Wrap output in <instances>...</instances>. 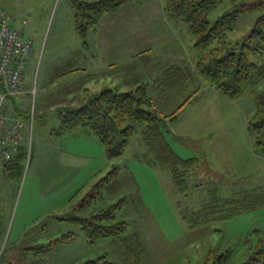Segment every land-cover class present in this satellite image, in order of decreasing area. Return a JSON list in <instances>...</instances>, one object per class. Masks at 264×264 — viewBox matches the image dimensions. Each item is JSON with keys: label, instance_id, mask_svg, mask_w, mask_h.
Returning <instances> with one entry per match:
<instances>
[{"label": "rangeland", "instance_id": "374dc122", "mask_svg": "<svg viewBox=\"0 0 264 264\" xmlns=\"http://www.w3.org/2000/svg\"><path fill=\"white\" fill-rule=\"evenodd\" d=\"M261 2L264 5V0H222L209 13L213 22L226 11L243 3L246 6L227 38L220 40L234 44L247 36L264 10ZM0 6L9 13L12 24L34 42L24 78L26 94L17 103L6 102L10 109L20 110L26 128L18 139L25 155L18 153L10 162L0 160V264H87L88 260L101 264L247 263L264 244V201L225 220L192 225L190 219L211 199L213 191L220 199H231V209L237 208L235 195L249 199L264 196V154L248 131L256 110L254 90H264V77L242 95L227 96L224 101L207 97L208 87L222 97L224 94L206 83L199 101L168 126L167 138L182 157L201 156L187 176L189 187L184 193L175 186L169 170L145 161L147 147L140 131L132 136L124 154L115 158L83 127L58 133L59 110L80 105L94 94L87 88V70L83 68L89 55L85 51L87 34L83 38L75 28L71 0H0ZM165 6V0H125L116 11L104 13L101 21L105 19L102 23L107 30L116 25L130 30L149 27L156 34L155 55L150 59L170 58L173 50L187 71L194 70L198 60L210 58L221 43L215 39L204 48L197 46L187 24L172 21ZM251 60L263 62L264 51L252 55ZM146 61L136 58L119 68L115 78L121 85L116 90L127 91L145 82L153 102L167 115L190 92L154 95V69L150 70ZM178 130L182 133L175 135ZM114 166L119 167L122 183L117 194H112L102 179ZM7 168L17 169L19 174L11 178ZM123 197L126 201L116 208L115 215L120 219L124 214L129 230L140 233L145 243L140 247V260L136 256L122 259L111 238L91 241L69 219L72 215L90 216ZM69 232L74 234L65 236Z\"/></svg>", "mask_w": 264, "mask_h": 264}, {"label": "trees", "instance_id": "16d2710c", "mask_svg": "<svg viewBox=\"0 0 264 264\" xmlns=\"http://www.w3.org/2000/svg\"><path fill=\"white\" fill-rule=\"evenodd\" d=\"M124 1L71 0L78 34L84 38L90 29L99 24L104 13L116 11ZM165 1L167 13L172 19L187 24L197 39V46L204 48L215 39L221 43L210 58L198 60L194 74L199 79L217 88L222 94L235 98L242 95L250 84L264 77V61L259 63L251 60L252 55L264 51V10L250 33L233 44L220 39H226L228 33L233 30L239 12L246 6L245 3L231 11H226L213 22L209 18V13L222 0ZM261 5L264 6L262 2ZM186 72L190 76L193 71L186 70ZM195 92L196 90L193 94ZM254 95L256 110L250 119L248 131L256 140L257 150L264 154V90L256 89ZM178 113L177 109L167 115L163 114L143 84L127 91L105 88L90 95L80 105L59 110L61 125L58 133L83 127L106 146L110 158H115L124 154L132 136L140 131L147 147V153L144 154L145 161L169 170L177 189L185 193L189 187L187 176L200 163L201 156L182 157L168 140L167 131L170 125L168 123H172ZM21 148L22 146L18 144L12 158L4 161H12L18 153L24 156L25 152ZM200 154L204 156L203 151ZM17 169L20 171V167ZM17 169L7 168V172L10 173L8 176L13 175L11 178H14ZM118 175L119 167L114 166L109 171V176L102 178L112 194H117L122 188ZM97 185L101 186L100 183H96L95 186ZM216 194L213 191L210 194L211 199L205 202L201 209L192 213L190 219L192 225L207 223L212 219L225 220L243 209H250L251 206L264 201V196L260 194L253 195L251 199L246 195L245 197L235 195L237 198L233 202L236 203L237 208L235 206L231 209V199H220ZM88 195L91 196L90 193ZM125 201L126 198L123 197L118 203L90 216L72 215L69 219L77 223L80 232L91 241L111 238L117 246L116 252L123 256L122 259L133 260L137 257L140 260L138 257L143 252L140 247L145 244L140 233L129 230L128 221L122 219L124 214L120 219L115 215L116 208ZM80 206H83V203ZM73 234L69 232L65 236ZM87 264L101 263L88 260ZM245 264H264V244L251 254Z\"/></svg>", "mask_w": 264, "mask_h": 264}, {"label": "crops", "instance_id": "0c3cea01", "mask_svg": "<svg viewBox=\"0 0 264 264\" xmlns=\"http://www.w3.org/2000/svg\"><path fill=\"white\" fill-rule=\"evenodd\" d=\"M165 12L167 13L166 9ZM170 19L172 21L177 22L172 18ZM103 20L101 21L100 24L96 26L95 29L90 30V32L87 33V37H86V44H85L86 50L85 49L84 50L89 55H86V64L83 66V68L87 70L86 73L87 78L85 79V83L88 86L87 88H89V90L93 93L100 92L105 88H113V89L119 88V86L121 85L120 79L115 78L118 77L119 68H123L125 64L133 63V61H135L136 58H142L143 61L147 60L146 62L148 68L150 70L154 69L153 71H151L152 74L151 76L154 77L152 79L154 95L157 94L155 92H160V93L172 92L174 94H177L178 91H181L180 95H182L183 91L185 90H189L187 92H190L188 93L184 102L173 110L175 111L178 109L179 113L177 118H175L174 121L170 123V126L172 124H176L180 114H182L184 110H188L190 106L193 107L194 104H196L199 101V99L202 97L204 93L203 88L205 87L206 83L203 82L194 74L195 69L194 70L192 69L193 72L189 76L188 72H186L185 70L187 68L185 67V64L181 61H178L175 58V56H173V54L175 53L173 50H171L172 53H170L171 55L170 58L164 59L162 55L157 57L156 59L154 57L150 59L149 58L150 55L152 54L155 55V51L153 50L154 48L153 41L156 39V34L155 31H150L149 27L148 28L144 27L141 29L133 28V30H130L131 27L125 29L123 27H120L119 25H116L114 26L113 29L107 30L104 27L105 23H102ZM119 28L121 29V31H119L120 30ZM133 67L138 68L140 66H133ZM109 69L113 71L115 70L114 73L109 72ZM109 75L110 77H108ZM192 80H194L195 83H193ZM26 84L24 80V91L18 94L17 96L9 98L8 101L13 100L15 103H17L18 102L17 100L20 99L22 95L26 94L25 93L27 88ZM140 84L146 86L145 82H140ZM204 89L206 91V88ZM195 90L196 92L195 94H193ZM149 95L152 98L154 97L152 96L153 94L151 95L149 93ZM206 96L207 97L213 96L214 100H218V99H222L221 101L228 100L226 99L227 96L225 97L224 95L222 97L221 94L220 95L218 94V91L212 89L211 87L207 88ZM5 109L21 117L18 114V111H20L17 110L18 108L10 109L9 106L5 104ZM225 128L227 129L226 126ZM85 131L90 133L87 130ZM172 132L175 133L174 131ZM179 133L182 132L178 130V134L175 133V135H179ZM203 153L205 152L203 151Z\"/></svg>", "mask_w": 264, "mask_h": 264}, {"label": "built area", "instance_id": "2783aa9c", "mask_svg": "<svg viewBox=\"0 0 264 264\" xmlns=\"http://www.w3.org/2000/svg\"><path fill=\"white\" fill-rule=\"evenodd\" d=\"M34 50L31 36L13 25L9 13L0 6V159L10 160L26 120L5 109L9 98L24 91V75Z\"/></svg>", "mask_w": 264, "mask_h": 264}]
</instances>
